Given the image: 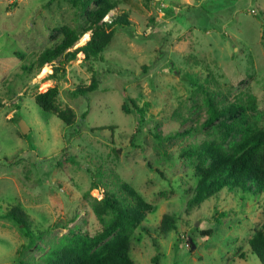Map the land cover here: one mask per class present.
Instances as JSON below:
<instances>
[{
  "label": "rangeland",
  "instance_id": "obj_1",
  "mask_svg": "<svg viewBox=\"0 0 264 264\" xmlns=\"http://www.w3.org/2000/svg\"><path fill=\"white\" fill-rule=\"evenodd\" d=\"M166 1L0 0V264H35L53 242L101 228L91 207L101 197L91 187L96 163L153 204L130 235L136 264H261L248 242L264 221V193L223 187L190 202L201 172L196 157L182 153L203 141L226 149L240 137L231 115L208 121L186 70L214 79L224 103L243 105L249 124L264 125V0ZM121 13L130 24L112 25L102 59L79 52L55 79L51 68H38L40 51L59 43L62 30L80 33L75 47L105 15ZM93 74L96 88L78 91ZM56 82L57 102L76 114L70 125L33 96ZM125 94L144 106L143 120L123 110ZM13 205L28 214L32 238L6 216ZM167 212L175 227L164 234Z\"/></svg>",
  "mask_w": 264,
  "mask_h": 264
},
{
  "label": "trees",
  "instance_id": "obj_2",
  "mask_svg": "<svg viewBox=\"0 0 264 264\" xmlns=\"http://www.w3.org/2000/svg\"><path fill=\"white\" fill-rule=\"evenodd\" d=\"M81 1L86 7L91 0ZM114 24L126 26L130 24V20L126 14L114 15L111 21H103L92 28L89 37L75 47L73 45L80 33L72 29L62 30L64 37L59 43L40 51L37 57L38 68L50 67L51 72L47 76L55 79L60 72H65L64 62L76 58L79 52L87 60L102 59V52L112 37ZM185 76L203 92L208 108V121H213L220 115H231L234 119L230 127L240 133V137L231 141L226 149L218 143L203 141L183 150V155L196 157V168L201 172L190 202L201 201L223 187L237 192L264 193V125L249 124L243 105L224 103L223 97L219 96L221 92L218 91L217 83L211 77H200L190 70L185 71ZM97 82L93 74L88 84H81L76 88L85 92L96 88ZM58 94L59 85L56 82L43 91L34 92L33 96L42 109L53 112L65 124L70 125L75 120V111L69 105H60L57 102ZM122 108L125 112L135 111L139 121L145 116L144 106L138 105L129 94H125ZM85 114L86 111H83L81 118ZM205 161L207 165L202 167L201 164ZM89 170L92 171L91 187L99 188L101 193V197L93 196L91 199L92 210L100 221L101 228L93 234L78 232L53 242L43 259L35 264H136L130 255V235L134 226L140 225L146 213L152 210L153 204L130 182L119 177L112 168H104L102 163H96ZM5 214L15 220L25 234L32 238L31 220L25 211L13 205ZM173 227L174 215L164 213L160 220V230L166 234ZM147 232L155 239L148 230ZM211 232V228L201 230L203 235ZM248 245L250 253L255 254L260 263L264 264V221L249 239ZM152 260L156 262L157 257L153 256Z\"/></svg>",
  "mask_w": 264,
  "mask_h": 264
},
{
  "label": "water",
  "instance_id": "obj_3",
  "mask_svg": "<svg viewBox=\"0 0 264 264\" xmlns=\"http://www.w3.org/2000/svg\"><path fill=\"white\" fill-rule=\"evenodd\" d=\"M19 127H20V130H21L22 133H25L26 129L27 130L29 129L28 124L23 119H20ZM190 241L192 242V248H193L194 247V243H193V239L191 237H190Z\"/></svg>",
  "mask_w": 264,
  "mask_h": 264
},
{
  "label": "crops",
  "instance_id": "obj_4",
  "mask_svg": "<svg viewBox=\"0 0 264 264\" xmlns=\"http://www.w3.org/2000/svg\"><path fill=\"white\" fill-rule=\"evenodd\" d=\"M164 1V3H165V5H169L168 4V2L166 1V0H163ZM186 3H192L193 1L192 0H186L185 1ZM163 5V4H162ZM168 7V6H167ZM174 7H178V5H177V3L174 5ZM160 10V15L162 16V17H164V16H166L167 17V15H165V14H167V11H165L162 7L159 9ZM50 68V67H49Z\"/></svg>",
  "mask_w": 264,
  "mask_h": 264
},
{
  "label": "built area",
  "instance_id": "obj_5",
  "mask_svg": "<svg viewBox=\"0 0 264 264\" xmlns=\"http://www.w3.org/2000/svg\"><path fill=\"white\" fill-rule=\"evenodd\" d=\"M17 0H6L7 3H13ZM103 20H108V21H111V17L109 15H105V17L103 18Z\"/></svg>",
  "mask_w": 264,
  "mask_h": 264
}]
</instances>
